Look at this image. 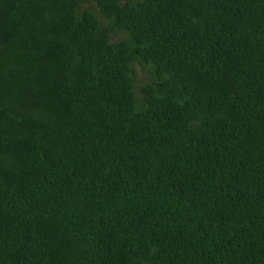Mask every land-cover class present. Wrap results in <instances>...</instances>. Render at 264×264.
Instances as JSON below:
<instances>
[{"label":"trees","instance_id":"1","mask_svg":"<svg viewBox=\"0 0 264 264\" xmlns=\"http://www.w3.org/2000/svg\"><path fill=\"white\" fill-rule=\"evenodd\" d=\"M0 264H264V0H0Z\"/></svg>","mask_w":264,"mask_h":264},{"label":"rangeland","instance_id":"2","mask_svg":"<svg viewBox=\"0 0 264 264\" xmlns=\"http://www.w3.org/2000/svg\"><path fill=\"white\" fill-rule=\"evenodd\" d=\"M120 37H118L117 39H119Z\"/></svg>","mask_w":264,"mask_h":264}]
</instances>
